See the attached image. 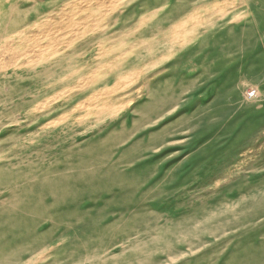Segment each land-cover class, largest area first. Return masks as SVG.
<instances>
[{"label":"rangeland","instance_id":"rangeland-1","mask_svg":"<svg viewBox=\"0 0 264 264\" xmlns=\"http://www.w3.org/2000/svg\"><path fill=\"white\" fill-rule=\"evenodd\" d=\"M0 264H264V0H0Z\"/></svg>","mask_w":264,"mask_h":264}]
</instances>
